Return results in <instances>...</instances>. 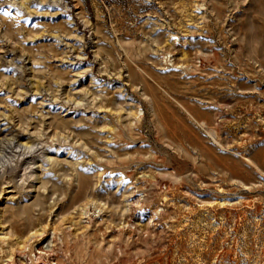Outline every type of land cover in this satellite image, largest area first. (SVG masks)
I'll return each mask as SVG.
<instances>
[{"label": "rangeland", "instance_id": "374dc122", "mask_svg": "<svg viewBox=\"0 0 264 264\" xmlns=\"http://www.w3.org/2000/svg\"><path fill=\"white\" fill-rule=\"evenodd\" d=\"M0 156V264H264V0H0Z\"/></svg>", "mask_w": 264, "mask_h": 264}, {"label": "bare ground", "instance_id": "6f19581e", "mask_svg": "<svg viewBox=\"0 0 264 264\" xmlns=\"http://www.w3.org/2000/svg\"><path fill=\"white\" fill-rule=\"evenodd\" d=\"M52 1H56V0H52ZM28 6V5H27ZM26 6V7H27ZM35 11H37V10H35ZM32 13V12H31ZM61 37V36H60ZM78 55V54H77ZM51 57V56H50ZM29 59V58H28ZM29 62V61H28ZM62 70V69H61ZM72 78V77H71ZM34 83V82H33ZM32 84V83H31ZM40 84V83H39ZM54 95V94H53ZM91 95H92V93H91ZM97 96V95H96ZM55 97V96H54ZM102 101V100H101ZM104 101V100H103ZM39 109V108H38ZM47 121V120H46ZM49 121V120H48ZM48 125V124H47ZM32 139V138H31ZM29 141V140H28ZM28 143H30V144H27L25 141L23 142V144H19V145H17L18 146V148L19 147H21V146H23V149L26 151V153H28V152H30L31 151V149H32V143L31 142H28ZM34 145V144H33ZM83 145V144H82ZM34 150V149H33ZM23 151V150H22ZM32 152V151H31ZM25 152L23 151V152H21V154L23 155ZM32 153H34V152H32ZM46 156H47V158H48V161H49V164L51 165V164H53L52 163V161H53V158H55L56 156H57V152L56 153H47L46 154ZM31 159V158H30ZM0 160H1V163H0V167H2L3 166V161H2V158H1V156H0ZM73 160V159H72ZM37 161V160H36ZM35 161V162H36ZM40 161V160H39ZM43 161V160H42ZM29 163V162H28ZM33 163V162H32ZM73 163V162H72ZM42 164L43 163H39L38 165H36L35 166V169H31V171H29L28 172V176H34V178L35 179H38V182L40 183V181H41V178H40V174H41V171H42ZM34 165V164H33ZM24 168V174L22 175V180H26V178H23V176L25 175V171L28 169V168H32L31 166H29V165H27V166H25V167H23ZM34 168V167H33ZM36 168H38L37 170V172H36ZM50 169V168H49ZM77 176V175H76ZM25 177V176H24ZM27 177V176H26ZM23 181V182H24ZM45 189V188H44ZM39 239V238H38ZM42 245V244H41ZM47 246V245H46ZM41 248V251L39 250L38 251V253L39 254H44V250H42V249H44L45 248V246H43V247H40ZM47 251V250H46ZM42 252V253H41ZM46 254V253H45ZM49 255V254H48ZM36 256V255H35ZM42 256V255H41ZM51 256V255H50ZM40 257V256H39ZM55 257V256H54ZM57 257V256H56ZM56 257H55V259H56ZM37 258V257H36ZM52 258V257H51ZM51 258H49L48 260L47 259H45V260H47L48 262H49V260L51 259ZM54 259V258H53ZM38 260V259H37ZM41 261V260H40ZM51 262V261H50ZM44 263H47V262H44ZM52 263V262H51ZM53 264V263H52Z\"/></svg>", "mask_w": 264, "mask_h": 264}]
</instances>
